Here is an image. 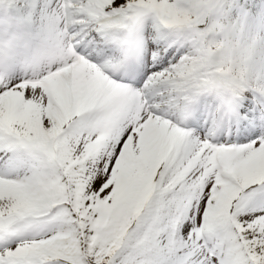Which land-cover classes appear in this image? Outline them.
<instances>
[{
    "label": "snow or ice",
    "instance_id": "6c2138e0",
    "mask_svg": "<svg viewBox=\"0 0 264 264\" xmlns=\"http://www.w3.org/2000/svg\"><path fill=\"white\" fill-rule=\"evenodd\" d=\"M0 264H264V0H0Z\"/></svg>",
    "mask_w": 264,
    "mask_h": 264
}]
</instances>
